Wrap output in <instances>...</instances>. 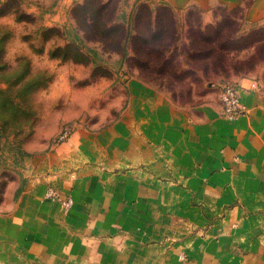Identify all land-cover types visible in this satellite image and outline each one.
Segmentation results:
<instances>
[{
	"label": "rangeland",
	"instance_id": "374dc122",
	"mask_svg": "<svg viewBox=\"0 0 264 264\" xmlns=\"http://www.w3.org/2000/svg\"><path fill=\"white\" fill-rule=\"evenodd\" d=\"M252 1L0 0V214L46 187L68 212L61 178L91 185L99 170L153 167L118 159L151 151L147 103H163L167 136L173 119L218 111L224 84L264 91V18H249ZM163 162L157 177L171 182Z\"/></svg>",
	"mask_w": 264,
	"mask_h": 264
},
{
	"label": "crops",
	"instance_id": "0c3cea01",
	"mask_svg": "<svg viewBox=\"0 0 264 264\" xmlns=\"http://www.w3.org/2000/svg\"><path fill=\"white\" fill-rule=\"evenodd\" d=\"M247 14L264 18V0H253ZM239 86L245 114L223 117L221 101L201 119L169 121L167 136L163 103H147L151 151L125 148L118 159L154 160L153 167L119 177L99 170L91 185L57 179L73 194L68 212L44 197L47 187L37 198L38 189L29 190L0 214V264H264V91L248 80ZM165 157L173 162L166 183L157 177Z\"/></svg>",
	"mask_w": 264,
	"mask_h": 264
},
{
	"label": "built area",
	"instance_id": "2783aa9c",
	"mask_svg": "<svg viewBox=\"0 0 264 264\" xmlns=\"http://www.w3.org/2000/svg\"><path fill=\"white\" fill-rule=\"evenodd\" d=\"M221 100L224 107V115L229 119H236L247 111L241 100L239 84H224L221 88Z\"/></svg>",
	"mask_w": 264,
	"mask_h": 264
}]
</instances>
